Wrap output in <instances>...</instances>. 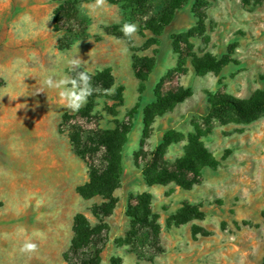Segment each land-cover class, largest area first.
I'll list each match as a JSON object with an SVG mask.
<instances>
[{
	"label": "rangeland",
	"instance_id": "obj_1",
	"mask_svg": "<svg viewBox=\"0 0 264 264\" xmlns=\"http://www.w3.org/2000/svg\"><path fill=\"white\" fill-rule=\"evenodd\" d=\"M207 1L206 29L190 40L192 57L179 79L191 96L157 117L146 137L145 110L158 92L170 91L168 74L177 69L179 53L186 49L182 36L197 26L191 12L195 0L150 46L153 35L142 31L138 21H130L122 4L110 0L96 8L90 7L96 0L80 3L82 26L70 23L71 34L54 31L58 0H0V264H66L63 256L71 246L75 217L82 214L92 225L98 224L92 208L102 199L84 200L78 194V188L90 181L89 170L71 145L70 128L63 125L66 115L87 108L90 95L74 111L60 93L82 90L84 85L73 83V74L86 73L93 95L103 83L96 76L106 69L111 70L115 86L95 100L92 123L82 125L86 131L114 130L126 120L132 122L122 154L121 186L115 193L123 200L115 216L116 235L127 230L130 197L139 195L136 190L143 184L135 163L142 146L151 152L169 131L181 134L185 140L166 153L174 162L184 156L187 136L196 125L204 128V119L211 115L214 130L203 142L221 164L217 170H206L202 184L191 191L175 185L150 188L154 212L160 217L163 255L153 262L140 259L132 250L146 252L144 239L130 246L127 235L116 238L115 248L108 236L101 264H112L113 259L121 264L263 262L264 115L250 123L220 110L212 115L210 96L225 93L249 99L264 90V0ZM126 23L137 28L128 37L131 45L121 31ZM111 27L119 28V38L107 32ZM206 55L218 64L207 61L197 73L192 61ZM144 57L154 59L155 68L141 93L133 66L136 58ZM224 57L230 62L217 75L212 69ZM74 60L79 65L71 63ZM49 79L53 84L66 82L50 87ZM186 203L199 206L205 217L177 226L171 218ZM193 227H198L196 240ZM27 243H34L36 250L22 251Z\"/></svg>",
	"mask_w": 264,
	"mask_h": 264
},
{
	"label": "trees",
	"instance_id": "obj_2",
	"mask_svg": "<svg viewBox=\"0 0 264 264\" xmlns=\"http://www.w3.org/2000/svg\"><path fill=\"white\" fill-rule=\"evenodd\" d=\"M88 0H58L59 7L54 14V31L57 33L67 31L70 23L77 27L82 26L79 21L78 6ZM190 0H110L111 4H122L125 12H130L129 20L138 21L142 31H148L153 35L148 43L156 45L158 38L172 24L176 14L183 10ZM207 0H195L191 7V12L197 19V26L182 36L181 43L185 46V52L179 53L180 59L176 70L168 74L170 91L167 93L158 92L157 99L145 110V133L149 136V131L157 117L170 112L178 104L185 102L191 96L189 89H184L179 85V79L184 75V68L189 58L192 57V45L190 40L201 37L206 29ZM118 27H111L107 30L119 38ZM69 31V30H68ZM68 33H72L69 31ZM130 43V39L123 37ZM63 48L67 46L63 45ZM212 62L216 65V60L211 55H206L204 59H193L192 66L197 73L203 63ZM230 58L224 57L217 69H212L217 75L222 68L229 64ZM134 71L138 81H140V92H144L150 75L154 71L155 61L152 58H136L134 61ZM89 76V75H88ZM90 81H91V76ZM96 79H103V83L98 85L93 95H90L87 108L80 110L77 114L66 115L63 125L70 128V142L78 157L87 164L90 181L78 188V194L84 200L101 198L102 203L96 204L92 208V214L98 221L96 226L92 225L86 216L78 214L73 223L74 238L70 249L64 254L66 264H101L102 254L108 244L110 227L106 220L110 218L118 205L119 200L115 193L121 186L123 149L127 143L128 136L132 131L131 120H126L118 124L114 130H103L96 128L86 131L84 124H91L93 111L96 107V99L111 91L115 86V79L111 70L106 69L96 76ZM73 83L84 85L79 74H73ZM98 84V83H97ZM121 101V98L119 97ZM211 114H216L219 110L234 116L244 123L256 121L264 115V90L258 91L249 99L234 98L225 93H217L210 96ZM115 114V113H114ZM204 119V128L195 126V131L187 136V147L184 156L170 162L166 158L168 149L176 143L185 140L181 134L169 131L165 134L162 142L151 152L144 146L135 155V163L141 170L144 181L150 187H167L175 185L184 190L191 191L203 182V175L206 170H217L221 161L210 152L203 140L212 134L214 126L211 118ZM83 124V125H82ZM225 160V157L224 159ZM153 197L148 193L130 197V205L126 212L130 220L131 230L128 232L127 245L138 242L140 238L148 245L146 252H139L137 248L132 251L140 259L153 262L155 258L163 255L165 249L162 245V228L159 224V215L154 212L152 205ZM205 213L199 206L188 203L171 218V222L177 226L187 225L195 220H202ZM198 227H193V238L198 236ZM120 245V244H119ZM126 245V244H124ZM112 264H121L119 259H113ZM261 264H264V260Z\"/></svg>",
	"mask_w": 264,
	"mask_h": 264
},
{
	"label": "clouds",
	"instance_id": "obj_3",
	"mask_svg": "<svg viewBox=\"0 0 264 264\" xmlns=\"http://www.w3.org/2000/svg\"><path fill=\"white\" fill-rule=\"evenodd\" d=\"M105 0H96L95 5L90 6L92 8H96L99 6L104 5ZM121 31L123 32L124 36L126 37H131L136 31V25L134 24H124V26L122 27ZM71 63L79 65V61L78 60H74ZM79 79L80 81L84 84V87L82 90H80L78 93L77 92H73L72 94H68L65 91H61L60 95L62 98H66L68 99L69 103H68V107L75 110H78L79 107L86 101V97L88 95H91L92 93V89L90 87V77L86 74V73H80L79 74ZM66 81L62 80L60 81L59 84H53V82L51 81V79H49L46 83L50 86V87H60L61 84L65 83ZM36 250V245L34 243H27L24 248L22 249V251H35Z\"/></svg>",
	"mask_w": 264,
	"mask_h": 264
},
{
	"label": "crops",
	"instance_id": "obj_4",
	"mask_svg": "<svg viewBox=\"0 0 264 264\" xmlns=\"http://www.w3.org/2000/svg\"><path fill=\"white\" fill-rule=\"evenodd\" d=\"M153 187H155V186H153ZM150 186H148L147 184H146V182L143 180V184H142V187H140V188H138L137 190H136V188L134 189V190H136L137 191V193H139V194H144V193H148V194H150V195H152L153 193H152V191L150 190ZM115 197L119 200V198L117 197V195H115ZM101 199V198H100ZM123 200L121 199L119 202H118V205H117V207H116V210H115V212H114V215H112L110 218H108V220H107V224L109 225V227H110V233H109V240H110V246H111V244L112 245H114L115 246V248H118L119 246L118 245H116L115 244V239L117 238V239H121V238H125L126 237V235L128 234V232L131 230V227H130V223H129V226L127 227V230L126 231H124L123 233L122 232H120V234L122 233V236L119 234V235H116L115 234V232H114V226L116 225V221L118 220L117 219V217L115 218V216H116V212H117V210L119 209V207H120V205H121V203H123L122 202ZM103 202V201H102ZM101 202V203H102ZM88 218V217H87ZM127 218V217H126ZM88 220H89V218H88ZM73 230V229H72ZM73 238H74V232H73V237H72V240H73ZM72 240H71V242H72ZM70 245H71V243H70ZM109 245V244H108ZM163 245V244H162ZM127 248V247H126ZM69 249H70V247H69ZM118 256H120V255H118V254H116V256H115V258H119ZM105 262V260L103 259V254H102V263H104Z\"/></svg>",
	"mask_w": 264,
	"mask_h": 264
}]
</instances>
